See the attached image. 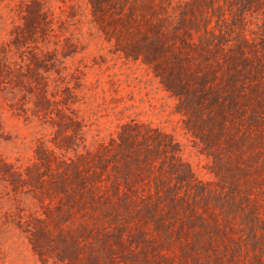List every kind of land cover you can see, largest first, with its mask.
Returning <instances> with one entry per match:
<instances>
[{
	"label": "trees",
	"instance_id": "16d2710c",
	"mask_svg": "<svg viewBox=\"0 0 264 264\" xmlns=\"http://www.w3.org/2000/svg\"><path fill=\"white\" fill-rule=\"evenodd\" d=\"M89 5L114 51L177 98L215 179H199L180 142L144 122L87 147L82 83L64 64L78 43L44 0H22L0 41V91L51 133L28 163L0 155V177L41 208L18 227L43 262L264 264V0Z\"/></svg>",
	"mask_w": 264,
	"mask_h": 264
},
{
	"label": "rangeland",
	"instance_id": "374dc122",
	"mask_svg": "<svg viewBox=\"0 0 264 264\" xmlns=\"http://www.w3.org/2000/svg\"><path fill=\"white\" fill-rule=\"evenodd\" d=\"M44 1L61 33L78 43L77 51L64 58V64L82 83L76 107L85 123L87 147L117 136L126 122H144L171 133L180 142L183 158L199 179L214 180L210 157L185 129L183 115L176 111L177 98L145 64L114 51L92 22L89 0ZM21 2L0 0V41L8 38L16 19L13 8ZM11 103L10 96L0 91V155L20 165L34 158L38 139L49 138L51 129L19 113ZM0 212V264H62L52 259L41 261L28 235L14 221L19 215L40 213L39 203L28 194L15 193L1 177Z\"/></svg>",
	"mask_w": 264,
	"mask_h": 264
}]
</instances>
